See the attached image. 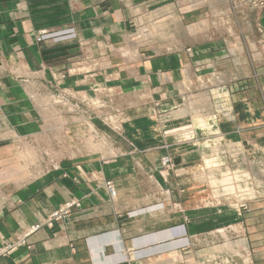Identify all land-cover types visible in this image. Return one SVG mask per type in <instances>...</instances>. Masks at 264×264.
Wrapping results in <instances>:
<instances>
[{
    "label": "crops",
    "instance_id": "obj_1",
    "mask_svg": "<svg viewBox=\"0 0 264 264\" xmlns=\"http://www.w3.org/2000/svg\"><path fill=\"white\" fill-rule=\"evenodd\" d=\"M200 1L0 0V64L6 70L34 77L42 65L46 71L69 69L76 75L56 86L91 98L106 89L122 103L124 120L120 128L99 122L84 132L76 126L60 131L65 137L59 140V159H43L36 173L27 171L33 162L24 172L19 169L14 139L7 145L0 140V165L10 159L16 169L7 182L0 176L5 188L0 194V264H264V203L247 210L203 204L204 195L186 170L200 161L202 151L182 139L188 130L173 133L175 138L170 134L194 121L189 113L193 101L182 103V96L205 84L211 65L232 71L226 57L234 41L258 38L264 7L246 0ZM137 23L148 24L151 36L141 47L130 42L135 46L127 48ZM67 28L75 30L74 38L38 40L42 31ZM119 50H128L130 59L117 56ZM68 53L76 55L72 62ZM3 84L19 83L12 76L0 88ZM234 98L235 121L220 117L219 127L235 140L264 137L258 93L251 88ZM0 99L7 110L11 105L6 112L12 135L38 131L29 99ZM22 117L30 122L19 128ZM72 130L104 140V151L87 150L81 136L72 144ZM74 150L75 155H67ZM166 154L177 162L163 171ZM108 180L115 197L106 188ZM72 199L80 205L67 220L44 225L27 244L1 252Z\"/></svg>",
    "mask_w": 264,
    "mask_h": 264
},
{
    "label": "rangeland",
    "instance_id": "obj_2",
    "mask_svg": "<svg viewBox=\"0 0 264 264\" xmlns=\"http://www.w3.org/2000/svg\"><path fill=\"white\" fill-rule=\"evenodd\" d=\"M246 1L254 7H264V0ZM200 3V0H196V5ZM235 9H237V5L232 8V10ZM258 33L257 39L234 41V44H237L235 48H228L226 59L230 62L229 64L233 68L232 71H230V67L228 71H223L211 65L210 72L206 74L205 80L201 82L205 84L192 91L189 89L188 94L185 93L182 96V103L194 102L190 104L191 109H189L194 121L184 126V129L187 127L191 128L187 132L191 136L185 135L182 139L192 137V143H189L202 151L200 161L189 165L190 167L186 170L189 175L195 177L197 186L205 198L203 204L211 207L230 205L237 209L247 210L254 203H264V142H260L264 137L235 140L219 127L220 117L222 119L226 118L228 121H235L237 111L235 109L234 96L240 92H247L251 88L258 93L260 104H263L264 111V26L258 28ZM74 34L75 30L73 28L50 33L42 31L38 40L43 41V39L48 37L70 39L75 37ZM146 35L151 36L149 25L137 23L130 34V41H127L124 46L130 48L131 45H134H130V42L140 46L144 42L143 39ZM125 51L128 53V50L115 52L118 53L117 56L121 59L122 57L130 59V55L125 54ZM75 56V53H68V62H72ZM46 66L48 69V62ZM41 68L42 70L36 73L34 77H17V73L6 70L0 64V82L5 83L6 79L13 76L19 83L17 87L6 86L5 84L1 86L0 95L4 97V101L5 98L10 99V97L18 95L26 100L29 99L35 112V117L33 118L35 125L32 126L38 131L29 136L24 133L14 136L11 133L13 123L6 112L5 102H3L4 104L0 102V140L4 145L10 144L12 139L16 141L19 160L22 161V164L19 162V169L23 170V172L26 171L27 164L30 162L35 163V166L28 168L27 171L33 170L36 173L43 169L39 167L43 159L51 162L59 159L61 145L59 140L65 137L63 135L60 136L59 133L60 131L64 133L65 128L82 127L84 132L85 128H95L101 126V124L120 128L124 123L119 110L122 103L109 93L106 94V89L99 88L98 91L94 89L97 94L91 98L90 94H80L73 88L56 86V82L68 79L71 76L74 77L76 75L75 72L73 73L69 69L66 71H46V67L43 65ZM44 73H47L48 77ZM248 77H252L251 82ZM191 95L193 96L191 97ZM0 101L2 100L0 99ZM7 106H9L8 110L11 111V105L8 104ZM83 115L89 118L85 119ZM21 119L22 122H19V128L24 127L25 124L23 125V122H30L28 117H22ZM184 129L181 127L180 129L168 130H171L170 134L175 138L173 133ZM76 131L72 130L69 132L68 140L72 144H74L75 139L83 138V144L88 145V147H84L87 150L92 152L104 151V140L94 141L93 139L96 140V138L90 136L88 132L82 137L76 134ZM63 152L65 153L66 151ZM76 153L77 150H74L72 153L68 152L67 155H75ZM169 155L166 154L161 160L170 157L174 163L173 167H175L177 161H175L174 156ZM221 163L231 165L230 170L232 172L234 168L240 171V173H237L236 178H233L236 180V187L234 183H232V186L230 183L227 185L228 189L231 187L228 190L229 192H223L222 188L226 183L223 182L224 178L221 172L225 171L227 180L230 172L228 165H221ZM11 166L10 159L0 165L2 172L0 176L3 177L5 182L16 172V169L14 170L13 166ZM166 169L164 167L163 171ZM3 189L5 190V188ZM4 190L0 187V194L5 193ZM225 195H227L226 199ZM238 203H241V206H236Z\"/></svg>",
    "mask_w": 264,
    "mask_h": 264
},
{
    "label": "built area",
    "instance_id": "obj_3",
    "mask_svg": "<svg viewBox=\"0 0 264 264\" xmlns=\"http://www.w3.org/2000/svg\"><path fill=\"white\" fill-rule=\"evenodd\" d=\"M178 129V128H177ZM191 128L190 127H187V129H184L182 131H178L180 134H183L184 131H187V130H190ZM176 132V133H178ZM175 133V134H176ZM187 139L189 140H192V137H188ZM226 163H221V165H224ZM220 165V166H221ZM228 165V169H229V172H230V175L228 177V180H227V175L225 173V171H222V175H223V182H225L226 184L224 185V187L222 188L223 189V192H229L228 190L231 189V187L228 189L227 188V185L230 183L231 186H232V183L235 184V187H236V180L233 179V178H236L237 176V173H240V171L238 169H235L233 170V172L230 170L231 169V165L229 164H226ZM162 166L163 167H166L167 169H171L173 166H174V163H173V160L172 158L170 157H167V158H164L162 160ZM233 169V168H232ZM242 174V173H241ZM235 177H234V176ZM239 175V174H238ZM244 175V174H242ZM231 180H233V182H231ZM106 188L109 190L110 194L112 195V197H115L117 195V190L115 188V185L113 183V181L111 180H108L106 181ZM227 198V195H225V199ZM80 203L77 201V200H70L62 205H60V207H58L56 210H54L46 219L45 222L43 223H40V224H35L33 226H30L29 228L25 229L23 232H21L17 239L13 242H10L8 244V247L7 248H4L1 252L2 253H10L12 251H14L18 246H21V245H25L27 244V238L34 232H36L37 230H39L40 228H42L44 225H53V223L57 222V221H61V220H67L68 217L70 216V214L72 213L73 209L77 206H79ZM236 206H241V203H238L236 204Z\"/></svg>",
    "mask_w": 264,
    "mask_h": 264
},
{
    "label": "bare ground",
    "instance_id": "obj_4",
    "mask_svg": "<svg viewBox=\"0 0 264 264\" xmlns=\"http://www.w3.org/2000/svg\"><path fill=\"white\" fill-rule=\"evenodd\" d=\"M183 135L191 136L190 133L184 132Z\"/></svg>",
    "mask_w": 264,
    "mask_h": 264
}]
</instances>
